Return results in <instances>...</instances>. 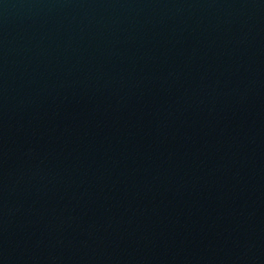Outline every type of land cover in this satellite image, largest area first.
<instances>
[{"label": "water", "instance_id": "water-1", "mask_svg": "<svg viewBox=\"0 0 264 264\" xmlns=\"http://www.w3.org/2000/svg\"><path fill=\"white\" fill-rule=\"evenodd\" d=\"M0 264H264V0H0Z\"/></svg>", "mask_w": 264, "mask_h": 264}]
</instances>
